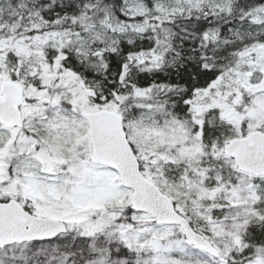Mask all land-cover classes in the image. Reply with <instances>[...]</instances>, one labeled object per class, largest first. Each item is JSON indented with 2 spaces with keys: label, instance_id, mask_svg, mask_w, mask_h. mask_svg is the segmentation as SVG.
Here are the masks:
<instances>
[{
  "label": "snow or ice",
  "instance_id": "1",
  "mask_svg": "<svg viewBox=\"0 0 264 264\" xmlns=\"http://www.w3.org/2000/svg\"><path fill=\"white\" fill-rule=\"evenodd\" d=\"M0 264H264V0H0Z\"/></svg>",
  "mask_w": 264,
  "mask_h": 264
}]
</instances>
